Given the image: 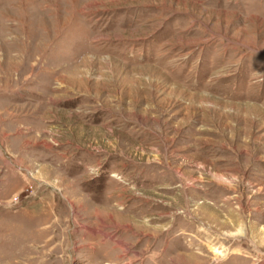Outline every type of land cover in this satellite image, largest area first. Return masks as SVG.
<instances>
[{
	"label": "rangeland",
	"instance_id": "rangeland-1",
	"mask_svg": "<svg viewBox=\"0 0 264 264\" xmlns=\"http://www.w3.org/2000/svg\"><path fill=\"white\" fill-rule=\"evenodd\" d=\"M0 264H264V0H0Z\"/></svg>",
	"mask_w": 264,
	"mask_h": 264
},
{
	"label": "bare ground",
	"instance_id": "bare-ground-1",
	"mask_svg": "<svg viewBox=\"0 0 264 264\" xmlns=\"http://www.w3.org/2000/svg\"><path fill=\"white\" fill-rule=\"evenodd\" d=\"M56 30V29H55Z\"/></svg>",
	"mask_w": 264,
	"mask_h": 264
}]
</instances>
